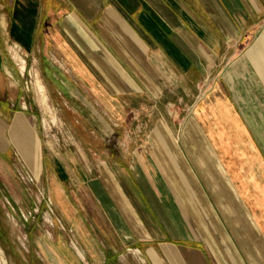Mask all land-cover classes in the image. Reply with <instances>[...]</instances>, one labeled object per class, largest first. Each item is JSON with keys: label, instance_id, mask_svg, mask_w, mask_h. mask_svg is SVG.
I'll use <instances>...</instances> for the list:
<instances>
[{"label": "crops", "instance_id": "crops-1", "mask_svg": "<svg viewBox=\"0 0 264 264\" xmlns=\"http://www.w3.org/2000/svg\"><path fill=\"white\" fill-rule=\"evenodd\" d=\"M190 2L0 0V154L16 145L36 171L48 146L12 108L29 63L75 103L72 112L94 104L115 122L143 109L150 116L153 102L179 104L184 93L169 100V84L207 83L190 102L200 127L190 122L178 134L194 169L162 118L118 171L124 196L99 163L94 176L78 148L57 159L54 198L76 235L54 240L50 264H264V111L241 109L232 89L247 72L264 92V0ZM17 115L37 142L17 124L10 136Z\"/></svg>", "mask_w": 264, "mask_h": 264}, {"label": "rangeland", "instance_id": "rangeland-1", "mask_svg": "<svg viewBox=\"0 0 264 264\" xmlns=\"http://www.w3.org/2000/svg\"><path fill=\"white\" fill-rule=\"evenodd\" d=\"M183 1L191 4V0ZM38 70V68L34 69L30 63L28 68L23 70L21 82L15 87L12 108L30 118L48 146V149L43 151L44 156L48 153V158H44L42 167L39 168L38 164V171H36L21 156L16 145L14 147L18 154L11 148L6 156L0 154V264H50L53 260L50 259L52 255L49 252L54 254L53 248L59 249L60 246L55 244L54 240L60 236L74 238L73 236L76 235L75 229L67 226L62 217L60 208L63 203L60 204L59 200L54 198L50 179L53 172L62 173L63 167L57 159H60L66 151L70 152L71 149L78 148L88 159V166L91 167L94 176L98 175L96 164L99 163L105 182L108 186L111 184L110 190L118 191L121 196H124L122 190L124 187L122 188L121 185L122 174L118 171L129 164L128 159L131 151L135 150V143L139 144L150 130V125L162 118L187 162L193 168L187 151L179 143L178 134L180 129L190 122L195 127L199 126L191 114L190 102L197 92L201 94L206 90V81L200 84L186 83L181 86L169 84V100H176L174 95L176 90L184 93V99L179 104L166 106L162 102H153L150 116L143 109L135 118L128 117L122 122H115L94 104L93 108L91 104L80 105L85 111L82 115L72 112L70 108H74L75 103L72 105L73 101L65 102L59 94H56L53 84L43 83ZM42 70L45 74V68ZM242 84L249 95L253 93V97L250 95V100H244L241 97L240 91L242 96L244 95ZM242 84H232L234 97L239 107L251 109L258 106L264 111V92L255 79L244 72ZM140 103L142 104L143 100H137V104ZM252 103L255 105L253 106ZM15 124L20 136H23L22 129L25 127L24 132L29 133L37 142L35 130L24 115L15 117L10 136L12 129L16 128ZM155 130L156 134H163L164 128L161 121ZM119 162H123L124 165ZM61 175L60 177H63ZM66 191L78 210L77 217L80 218L81 205L77 201L76 193L74 194L75 188L68 187ZM84 220L91 225L86 216ZM92 233L94 234L93 228ZM58 252L63 251L58 250Z\"/></svg>", "mask_w": 264, "mask_h": 264}, {"label": "bare ground", "instance_id": "bare-ground-1", "mask_svg": "<svg viewBox=\"0 0 264 264\" xmlns=\"http://www.w3.org/2000/svg\"><path fill=\"white\" fill-rule=\"evenodd\" d=\"M17 51V50H16ZM21 52V51H20ZM22 58V57H21ZM26 59V58H25ZM24 59V60H25ZM19 63L21 64V68L23 69L24 68V62L23 61H19ZM26 68H24V70H25ZM79 251V250H78Z\"/></svg>", "mask_w": 264, "mask_h": 264}]
</instances>
